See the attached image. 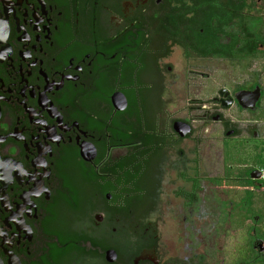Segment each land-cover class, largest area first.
<instances>
[{
    "label": "flooded vegetation",
    "instance_id": "obj_1",
    "mask_svg": "<svg viewBox=\"0 0 264 264\" xmlns=\"http://www.w3.org/2000/svg\"><path fill=\"white\" fill-rule=\"evenodd\" d=\"M8 1L14 5L10 6L13 18L28 42L16 41L18 37L22 40V30L14 31L12 13H7V34L0 48L9 47L10 55L6 58L11 63L0 56L3 59L0 97L8 99L0 100V137L6 136L0 142V163L7 158L18 163L26 175H32L33 171L42 174L41 167L30 165L37 156L34 144L44 148V142L50 157L48 153L39 156L46 165L42 169L49 171L47 180L34 175V180L42 182L48 198H43V192L35 198L28 196L35 211L28 206H23V210H29V216L34 214L36 219L21 213L31 238L26 241L19 230L17 245L14 225L7 221L8 229L2 221L15 212V205H22L18 197L32 189L33 181L27 182V177L20 176L17 185L10 171L11 183L3 190L10 212L0 207V233L4 232L7 239L10 234L14 236L9 240L10 248L5 244L1 248L10 252L18 264H215L210 253L198 250L201 243L198 237L189 245H165L152 217L159 204L167 202L172 206L173 201L178 205L176 210L170 206L169 215L181 214L183 221L201 217L202 140L198 131L209 119L220 126L224 137H234L237 132L222 113L230 108L254 111L263 98L259 81L250 82L246 78L215 88L214 95L205 102L201 97L204 82L218 71L219 63L226 64L231 72L238 68L243 77L248 76L250 61L263 63L262 57L250 55L247 19L251 2L41 0L46 13L43 16L36 0H21L19 6L15 5L18 0ZM235 3L241 8L243 21L233 18ZM253 7L256 8L255 4ZM22 9L26 17L21 16ZM32 12L41 19L35 24L37 32L32 30L35 23ZM219 12L221 21L213 18H219ZM45 19L50 21L46 24ZM4 20L0 2V21ZM41 27H46L49 35ZM22 45L27 47L21 49ZM32 45L34 51L29 48ZM23 49L29 52V58L22 62L17 52H24ZM257 50L263 51L261 43L257 44ZM34 59L35 64L30 66ZM9 63L13 72H18L20 65L21 77L26 82L24 97L18 94V89L24 86V82L17 85L18 73L13 80L8 77ZM75 67L80 72L73 70ZM39 69L47 84L59 83V75L77 79L62 78L59 89L54 90L51 85L50 91L43 92L45 82L38 74ZM25 70L29 71L27 77ZM6 87L11 93L5 92ZM255 87L259 97L254 109H242L240 104L246 102ZM30 90L33 98L28 95ZM42 92L61 117L60 127L69 128L75 122L76 129L71 126L68 131H60L55 117L50 118L45 109L41 111L36 101L37 93ZM114 93L124 100L122 110L111 104ZM20 101L22 104H18ZM23 104L25 109L34 111L30 122L43 121L46 127H53L55 136L60 135L57 147L44 133L37 132V129L44 131V127L29 124ZM45 108L48 109V102ZM178 125L187 126L188 132H176L182 129ZM14 128L17 132L22 128L18 136L23 141L7 136L13 134ZM78 131L86 133L85 138ZM30 136L37 139L31 140ZM76 136L77 145L85 142L93 148L91 160L80 157ZM252 137V143L259 142L256 134ZM238 145L231 144V154ZM235 159L238 158L232 156ZM230 170L228 183L224 181L225 169L221 177L209 181L214 187L232 188V200L225 202L226 206L222 205L224 202L219 208L215 206L213 216L216 221H241L233 225L242 226L244 244L238 250V260L231 264H264V162L262 168L257 164L250 167L232 164ZM252 172L258 174L251 178ZM248 193L252 195L249 211L237 207ZM18 221L15 217V222ZM212 230L215 233V224ZM1 248L0 262L7 264L8 257Z\"/></svg>",
    "mask_w": 264,
    "mask_h": 264
},
{
    "label": "rangeland",
    "instance_id": "obj_2",
    "mask_svg": "<svg viewBox=\"0 0 264 264\" xmlns=\"http://www.w3.org/2000/svg\"><path fill=\"white\" fill-rule=\"evenodd\" d=\"M253 2L256 6L253 9L264 10V0H246ZM252 14V13H251ZM264 14V13H263ZM264 33V28H261ZM250 61L248 76L243 77L236 68L233 72L228 70L226 64H218V71L213 77L204 82L201 97L203 102L214 95L215 88L227 86L234 80L239 83L243 78L250 79V82L259 81L263 88V98L259 106L251 112H241L235 108H230L222 113V116L230 122V125L236 130L234 137H224L218 124L211 120L203 123L201 131V155H202V204L201 217L196 220L188 219L183 221L181 214L177 216L169 215L170 206L167 202L159 204L158 210L152 220L156 224L160 238L165 245H189L196 237L201 239L198 250L210 253L213 256L215 264H231L238 260L237 253L244 244L242 226H234L230 220L216 221L215 206L221 207V204L232 200V188L214 187L209 184L211 178L222 176L226 161V152L231 144H239L236 150V158L239 160L235 165L252 166L251 159L259 155L262 158L264 151V59ZM240 68V67H239ZM205 111V110H204ZM256 134L258 143H252V134ZM213 196V197H212ZM171 208H177V201L172 202ZM170 208V209H171ZM207 214H211L208 216ZM215 224V233L212 226ZM264 226V220H263ZM244 228V227H243Z\"/></svg>",
    "mask_w": 264,
    "mask_h": 264
},
{
    "label": "water",
    "instance_id": "obj_3",
    "mask_svg": "<svg viewBox=\"0 0 264 264\" xmlns=\"http://www.w3.org/2000/svg\"><path fill=\"white\" fill-rule=\"evenodd\" d=\"M20 1L21 0H18V1H16L15 2V5H18L19 6V4H20ZM37 1V3L39 4V6H40V9H39V11L41 12V15H43V16H45V11H43V8H44V4L41 2V0H36ZM0 2H1V5H2V13L4 14V17H5V20L4 21H0V44L1 43H4V39H5V37H6V34H7V26H6V15H7V13H9V12H11L12 13V18H13V10L11 9V7L10 6H14L10 1H8V0H0ZM25 2V1H24ZM30 7H32V6H30ZM24 12H23V14L21 15L22 17H26V15H25V10L24 9H22ZM32 10V9H31ZM48 10H49V6H48ZM49 12H50V10H49ZM56 15H59V13H57ZM31 17H32V19L35 21V23L33 24V26H32V30H35L36 32L38 31V29H37V27H35V24L36 23H39V22H41V19L39 18V17H37L36 16V14L34 13V12H32V14H31ZM14 19V21H15V25H16V29L14 30L16 33L18 32V30H22V34H21V36L20 37H22V40H19V37L18 38H16V41H26V43L28 42V38H27V36L24 34V31H23V29L19 26V27H17V20H16V18H13ZM46 20V24H47V21H50L49 19H45ZM29 21V20H28ZM24 22L25 21H23V19H22V23L24 24ZM31 22L29 21V24H30ZM25 25V24H24ZM49 25V24H48ZM42 28V32H43V30H46V36L47 35H49V32H47V29H46V27H41ZM41 32V33H42ZM46 36L45 37H43L44 39H47V40H49L48 38H46ZM34 41H39L38 40V36L37 35H35L34 36ZM46 43V42H45ZM23 46H26V45H22L21 46V49H22V47ZM49 46H50V43H49ZM27 47V46H26ZM34 47H35V45H32V46H30L29 48L30 49H33V51H34ZM38 48H39V45H38ZM24 50V49H23ZM38 52L40 53V48H39V50H38ZM27 53H29L28 51H26V50H24V52H17V56L20 58V60L19 61H22L23 62V59L24 58H29V56L27 55ZM44 54V53H43ZM7 55H10V49H9V47L7 46V45H4V47L3 48H0V56H3V58H6V56ZM114 55V54H113ZM112 55V56H113ZM87 56L88 55H86V56H84V57H86L87 58ZM112 56L110 57V58H112ZM3 59H1L0 58V62L2 61ZM6 60H9L10 61V59H7L6 58ZM72 59H69V61H71ZM18 61V62H19ZM69 61H68V63H69ZM91 61V60H90ZM38 62H39V65H40V60H38ZM82 62V61H81ZM10 63H11V61H10ZM10 63H9V65H6V67H10V69H9V74H10V76H8V74H7V76L9 77V78H11L12 80L13 79H15L14 78V74L15 73H18V76H19V82L17 83V85L18 84H20L21 82H24V86H21V88L20 89H18L19 90V92H18V94H19V96L20 97H24L23 96V91H24V88H25V84H26V82L22 79V77H21V75L22 74H20V65H18L17 67H18V72H13L12 71V67L10 66ZM35 64V59H34V62H31V64H30V66H32V65H34ZM88 64H89V62H88ZM87 64V65H88ZM71 64L69 63V66H70ZM26 66H29V65H26ZM68 66V67H69ZM66 68V69H69V68ZM73 70H77V71H79L80 72V69H79V67H75ZM6 72V71H5ZM25 73H26V76L25 77H27L28 75H29V71H24ZM23 72V73H24ZM56 73V72H55ZM55 73H53V74H55ZM38 74L39 75H41L42 76V78H43V81L45 82V86H43V92L44 91H46V92H48V91H50V89H51V85H54L55 86V89L54 90H56V89H59L60 87H61V84H62V82H61V79L62 78H65L66 80H71V81H74V80H76L77 79V77L76 76H72V78H70L69 76H62V75H59L60 76V82L59 83H57V84H54L53 83V81H51V83L50 84H47V80H46V77H45V75H44V73H42V72H40V69H39V71H38ZM52 74V75H53ZM56 74H58V73H56ZM10 86H13L14 84H9ZM16 85V86H17ZM2 87V85H1V83H0V88ZM27 88H29V87H27ZM30 88H32V87H30ZM35 89H38L36 86H35ZM258 90V87H255V89H254V91H252V94L250 95V97H248L247 98V100H246V102L245 103H241L240 104V107L242 108V109H248V110H253L254 109V107H255V105H256V103H257V101H258V97H259V92L257 91ZM14 91V90H13ZM5 92H7V93H11V90H9L7 87H6V91ZM43 92L42 93H37V101H36V103H37V105H38V107H40L41 108V111H42V109H45V112L47 113V115L50 117V118H53V117H55V122L57 123V128L60 130V131H62V132H64V131H68L69 130V128H71V126H73V127H75V129L77 128V125H76V123L75 122H73L72 124H71V126L69 127V128H65V126L66 125H64L63 127H60V124H61V117L58 115V113L57 112H55V108H51V104H50V102L49 101H46V98H45V96L43 95ZM3 93V92H2ZM15 93V92H14ZM28 95H29V97H31V98H33V91L32 90H30V91H28ZM52 95V94H51ZM9 97H11V96H9ZM0 100H3V101H5V102H7V100H5L4 98H1L0 97ZM23 101V100H22ZM22 101H20L18 104H22ZM110 101H111V104H112V106L114 107V109H116V110H122L123 108H124V105H125V103H124V100H123V98H122V96L120 95V94H118V93H114V94H112V96L110 97ZM46 102H48V109H46L45 108V105H46ZM25 104H23V109H24V112L25 113H27L28 114V122H29V124L30 123H32V124H37V125H41L42 127H44V131H41L40 129H37V132H42V133H44L45 135H46V139L48 140V141H50L51 143L52 142H54L55 144H56V147H57V143H58V140L59 139H61V137H60V135L58 134V136H55L54 134V130L52 129L53 127L51 126L50 128H48V126L46 127L45 126V123L43 122V121H38L37 119L36 120H33V122H30V119H32V116H35V114L33 113L34 111L32 110V109H30L29 107H28V109H25V106H24ZM39 113V112H38ZM38 117H41V116H38ZM18 119L16 118V121H17ZM16 121H15V125H17L18 123H16ZM67 124V123H66ZM178 126H180L182 129H176V132H178V133H180V134H183V133H185V132H188V127L187 126H185V125H178ZM21 131H22V128H21V130L19 131V132H17L16 131V128H14L13 129V134H8L7 136H10L11 138H13L14 140H22L23 141V138H21V137H19L18 136V133H21ZM78 133L79 134H82V136L85 138V136H84V134H86V133H82V132H80V131H78ZM227 135H229L228 133H227ZM6 137V136H5ZM5 137H3V138H1L0 137V142H2L3 141V139L5 138ZM42 137V136H41ZM87 137H89V136H87ZM108 137V136H107ZM30 138H31V140H35V139H37V136L35 137V138H32L31 136H30ZM90 138H92V137H90ZM43 139V138H42ZM74 140H75V145H77V141H78V138H77V136H76V138H74ZM61 142H62V140H61ZM63 143V142H62ZM43 144H44V148H42L40 145H39V143H36V144H34L35 146V149H36V153H37V156H36V158H34L33 160H31L30 161V165H31V167L33 168L34 166H39V167H41V170H42V174H37V173H35V171H33V174L32 175H30V174H25L24 173V171L23 170H21V167H20V165L18 164V163H15V162H13V161H11V160H9V159H7V158H4V159H2V161H1V163H0V184L2 185V188H0V193H1V199H0V207H2L3 208V210H4V212H8L9 211V207H8V204H7V197H6V195H4L3 194V190L6 188L5 187V185L6 184H8V185H10V183H11V177H9V174H10V171H12L13 172V177H14V180H15V182H16V184L17 185H20V182L21 181H19V177L20 176H22V177H27V182H30V181H33V184L31 185L32 186V189H27V193H25V192H22V195H20L19 197H18V199H20L21 200V202H22V205H15L14 203H11V204H13V205H15V212L14 213H12V212H10V215L8 216V218H6V219H4V221H2V223H3V225L6 227V228H8L9 229V226L7 225V221H10V222H12V224L14 225V227H15V231L17 232V235H16V238H17V241L15 242V245H17L18 244V231L19 230H22V233L24 234V238L23 239H26V241H28L29 242V239L31 238V236H30V230L28 229V227L27 226H24L23 225V220H22V218H21V213H25V216L26 217H28V218H34V219H36V216H34V214H33V217H30L29 216V210H23V206H28V209H29V207H31V208H33V212L35 211L34 210V206L31 204V202H28V196H32V197H37L39 194H40V192H43V194H45V197H43L45 200H47V198H48V192L46 191V189H43L42 188V182L38 179V180H34V175H36V176H38V178H40V177H45L46 178V180H47V176L49 175V171L48 172H45V170H43L42 168L44 167V166H46L45 165V163H44V161H43V159L42 158H40L39 156L41 155V154H44L45 155V153H48V157H50V153H49V147L43 142ZM29 145H30V142H29ZM80 149H79V155H80V157L84 160V161H88V159H92V157L94 156V150H93V148L90 146V144H88V143H85V142H80V145H77ZM23 149H24V151H26L27 152V148L25 147V145L23 144ZM30 147H31V145H30ZM33 147V148H34ZM28 154V153H27ZM31 155V154H30ZM24 158L25 159H27L25 156H24ZM263 162H264V153H263ZM95 169H96V167H95ZM254 173H256V172H252L251 174H250V177L251 178H254ZM256 174H258V173H256ZM27 182L26 183H24V185L26 184L27 185ZM21 187V186H20ZM39 216V215H38ZM15 217H17V218H19V221L18 222H15ZM14 235L13 234H10V238L9 239H7L6 238V235H5V233L3 232L2 234L0 233V238H1V243H0V248H1V244H5L6 246H8L9 248H10V246L12 245V244H9V240H12V237H13ZM22 240V239H21ZM22 247V246H21ZM2 249V248H1ZM25 250H27V248H25ZM2 252L4 253V255H6L7 257H8V260H7V264H18V260L13 256V255H11V253L10 252H7V251H5L4 249H2ZM27 255H28V253L27 252H25ZM0 264H1V262H0Z\"/></svg>",
    "mask_w": 264,
    "mask_h": 264
},
{
    "label": "trees",
    "instance_id": "obj_4",
    "mask_svg": "<svg viewBox=\"0 0 264 264\" xmlns=\"http://www.w3.org/2000/svg\"><path fill=\"white\" fill-rule=\"evenodd\" d=\"M253 5L254 3H251V13L249 18L247 19L249 21V27H250V36H251V42H250V55L251 57H262V59H264V33L261 31V28H264V10L262 9H253ZM241 8H238L237 3H235V8H234V13H233V18L235 21H243L245 17H243V15L240 14ZM214 19H217L218 21H221L222 17H221V12H219V18L218 17H214ZM211 18V20L213 19ZM260 40V41H259ZM261 43L263 46V51H259L257 50V44ZM238 147H234V154H231L230 151L231 149H229V151L226 153V161H227V165L225 168V172H224V181H226L227 183L231 180L230 178V174H231V170H230V165L232 164H236L239 160L235 159L232 160V156L235 158L236 157V150ZM251 163L252 164H257L260 165V167H263V161L262 159H258V156H254L251 159ZM251 198L252 195L251 194H246L244 197H242L238 202L239 205H237L238 208L240 209H249L251 207H249L250 203H251ZM226 203H223L222 205H225ZM251 211V210H250ZM230 222L232 224L237 225L238 223H240L241 221L236 220V219H232L230 220Z\"/></svg>",
    "mask_w": 264,
    "mask_h": 264
}]
</instances>
